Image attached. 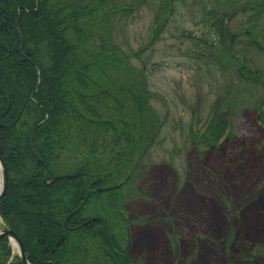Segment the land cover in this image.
<instances>
[{"label": "rangeland", "instance_id": "1", "mask_svg": "<svg viewBox=\"0 0 264 264\" xmlns=\"http://www.w3.org/2000/svg\"><path fill=\"white\" fill-rule=\"evenodd\" d=\"M55 1L92 10L66 34L98 117L68 118L52 170L86 165L109 185L135 165L81 214L110 213L112 198L134 264H264V0ZM88 248L90 264H114L106 245Z\"/></svg>", "mask_w": 264, "mask_h": 264}, {"label": "trees", "instance_id": "2", "mask_svg": "<svg viewBox=\"0 0 264 264\" xmlns=\"http://www.w3.org/2000/svg\"><path fill=\"white\" fill-rule=\"evenodd\" d=\"M62 6L55 0H0V154L8 170L0 215L20 236L31 264H90V243L106 245L102 255L114 264L126 263L110 247L106 227L96 235L68 228L82 220L81 208L71 214L80 201L97 193L89 185L94 177L90 169H76L81 179L52 170L71 140L68 118H85L81 109L98 117L87 98L95 81L79 72L88 63L81 66L66 34L92 10ZM99 87L100 95L111 96L105 86ZM88 136L82 140L87 142ZM113 241L117 245L114 236ZM0 264H21L7 236H0Z\"/></svg>", "mask_w": 264, "mask_h": 264}, {"label": "flooded vegetation", "instance_id": "3", "mask_svg": "<svg viewBox=\"0 0 264 264\" xmlns=\"http://www.w3.org/2000/svg\"><path fill=\"white\" fill-rule=\"evenodd\" d=\"M64 174H66V173H64ZM67 174L77 175V177H79L80 179H81V176H82L81 175V172H79V171H77L75 173H69L68 172ZM102 179H105V180L108 179V175H98V174H95L94 177H93V179L90 180L89 185L92 186V189L93 190H97L99 187L106 186V184H104L105 182H103ZM82 201H83V203H82V206H83L85 203H84V200H82ZM113 205H114V203H113L112 198H109L108 201H107V205H105V207H103V208L105 210H107L108 212H110V213H106V214H103V215L102 214L83 215V213H82L81 216H80V218L82 219L81 222H79L77 225L69 226L68 228H79V230L82 229V230H84L87 233H89V232H90V234H93L94 233V235H96L95 232L100 227L101 228L106 227L107 228V231H109V227H110V229L112 230V227H114L113 222H112V219H111L112 218L111 217V211L113 209ZM62 224H63L64 227H66V216H64L63 223ZM127 226L129 227V229L131 228V224L128 223V222H126L125 223V230L127 229ZM9 244H10L11 253H12V249L13 248H12V244H11L10 241H9ZM116 253L120 257H122L124 259L125 258L127 260L129 259L128 258V254L126 252V246H125V248L123 250L117 248V252ZM26 254H27V251H26ZM11 258H12V256H10L9 260ZM127 260H125V261L128 264Z\"/></svg>", "mask_w": 264, "mask_h": 264}, {"label": "water", "instance_id": "4", "mask_svg": "<svg viewBox=\"0 0 264 264\" xmlns=\"http://www.w3.org/2000/svg\"><path fill=\"white\" fill-rule=\"evenodd\" d=\"M223 31L224 32L226 31L225 24H223ZM234 35L235 34H231L229 36V38H228L227 45H228L229 49H231V41H232ZM47 114H49L48 111H47ZM31 133L32 132H30L29 137H30ZM0 175H1V187H0V196H1V195H3V193L5 191V188L7 186V179H8L7 167H6V164H5L4 160H3V158L1 157V155H0ZM115 186L116 185H112V186H108V187H103L101 189H110V188H114ZM1 235H7L15 242V244L18 247L22 263L23 264H28L27 259H26L24 246L22 244V241H21L20 237L17 235V233L13 229L5 227V228H2L0 230V236ZM127 237H128L127 246H129V243H130V231H128Z\"/></svg>", "mask_w": 264, "mask_h": 264}, {"label": "bare ground", "instance_id": "5", "mask_svg": "<svg viewBox=\"0 0 264 264\" xmlns=\"http://www.w3.org/2000/svg\"><path fill=\"white\" fill-rule=\"evenodd\" d=\"M0 187H1V180H0Z\"/></svg>", "mask_w": 264, "mask_h": 264}]
</instances>
